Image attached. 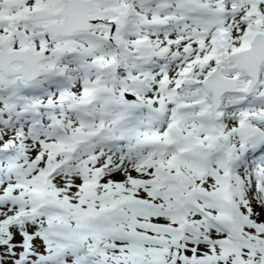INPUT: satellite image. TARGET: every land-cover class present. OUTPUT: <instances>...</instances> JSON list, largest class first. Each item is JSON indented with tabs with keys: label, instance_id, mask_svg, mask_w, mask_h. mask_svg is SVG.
I'll return each mask as SVG.
<instances>
[{
	"label": "snow or ice",
	"instance_id": "6c2138e0",
	"mask_svg": "<svg viewBox=\"0 0 264 264\" xmlns=\"http://www.w3.org/2000/svg\"><path fill=\"white\" fill-rule=\"evenodd\" d=\"M0 264H264V0H0Z\"/></svg>",
	"mask_w": 264,
	"mask_h": 264
}]
</instances>
